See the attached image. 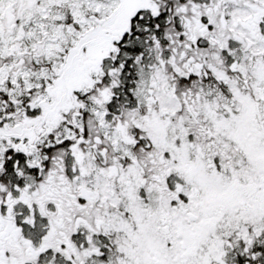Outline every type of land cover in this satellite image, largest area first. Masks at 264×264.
Wrapping results in <instances>:
<instances>
[{"label":"snow or ice","instance_id":"6c2138e0","mask_svg":"<svg viewBox=\"0 0 264 264\" xmlns=\"http://www.w3.org/2000/svg\"><path fill=\"white\" fill-rule=\"evenodd\" d=\"M0 264H264V0H0Z\"/></svg>","mask_w":264,"mask_h":264}]
</instances>
